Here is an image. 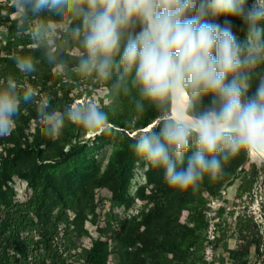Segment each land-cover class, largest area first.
Returning a JSON list of instances; mask_svg holds the SVG:
<instances>
[{"label":"clouds","instance_id":"clouds-1","mask_svg":"<svg viewBox=\"0 0 264 264\" xmlns=\"http://www.w3.org/2000/svg\"><path fill=\"white\" fill-rule=\"evenodd\" d=\"M12 7L39 52L13 58L20 73L42 64L108 84L135 112L159 115L156 129L131 147L170 188L195 192L241 153L264 158V0L251 7L248 0H12ZM218 17L240 19L245 39ZM73 45L70 65L63 50ZM37 95L15 79L0 82V137L12 134L22 105ZM37 118L55 138L66 124L107 132L110 110L85 102Z\"/></svg>","mask_w":264,"mask_h":264},{"label":"trees","instance_id":"trees-1","mask_svg":"<svg viewBox=\"0 0 264 264\" xmlns=\"http://www.w3.org/2000/svg\"><path fill=\"white\" fill-rule=\"evenodd\" d=\"M10 2L0 0V26L16 24L1 13ZM232 25L246 37V27L240 19L236 18ZM37 49L19 53L0 50V82L12 78L20 87L32 86L38 92L33 103L22 105L12 134L0 137V264L65 263L55 246L61 228L71 264H110L111 245L119 251L116 264H205L203 253L196 257L193 250L203 246L200 231L206 227V201L221 196V191L238 178V198L244 193L252 194L261 170L250 162V155L241 153L231 159L214 180L205 176L195 192L170 188L163 171L148 165L145 183L131 197L128 189L140 159L131 145L143 130L150 126L151 130L156 129L159 115L151 109L143 114L135 112L127 98L114 99L110 95L108 84L75 79L71 73L50 71L42 64L30 76L20 73L13 58L38 57ZM76 52L75 45L63 50L70 65L75 62ZM101 88H105L107 96L99 95ZM83 92L97 100L98 106L110 110L109 130L98 135L102 142L111 141L113 145L104 170L87 162L74 168L73 160L86 147L81 143L80 127L66 124L62 134L55 138L40 131L38 113L59 117ZM14 184L24 187L21 195ZM135 198L141 205L140 211L132 215L115 212L112 220L117 229L109 239L104 238L101 211L105 203L130 207ZM88 223H92L94 230L87 228ZM236 226L241 244L236 248L225 244L229 259L233 264H250L249 256L255 253L264 264V222L262 233L261 225L253 219L246 222L239 217ZM224 236L225 233L217 242Z\"/></svg>","mask_w":264,"mask_h":264},{"label":"rangeland","instance_id":"rangeland-1","mask_svg":"<svg viewBox=\"0 0 264 264\" xmlns=\"http://www.w3.org/2000/svg\"><path fill=\"white\" fill-rule=\"evenodd\" d=\"M254 3V0H248V7H251ZM5 4V3H4ZM2 15H8L11 21H15L16 24L10 25L8 23L6 25L0 26V50L6 52L10 49L19 53L26 49H36L38 48L37 44H35L29 33L27 31L21 30L17 26V16L12 7V0L9 4H6L3 10L1 11ZM225 19L229 20L232 23L235 21V17H218L216 21H224ZM232 30L234 34L240 40H244L245 37L241 34L240 30H238L235 26L232 25ZM56 72H60L57 69H52ZM75 79H81L74 75ZM98 92L104 96L108 95V92L104 89H99ZM106 101H110L108 97H106ZM85 102H95L98 104V101L92 100L88 97L85 92L77 99L72 105L83 104ZM143 130L141 133L151 130V128ZM83 136L81 139L82 144H86V147L82 150L81 153L73 160L72 164L75 169L78 168V164L81 162L94 163L96 166H99L102 170L107 166L112 151L113 145L112 142H102L98 135L102 131H89L82 129ZM135 134V133H133ZM250 162L255 163L257 168L261 170V175L256 182L255 188L251 195L248 193H244L242 197L238 198V188L241 183V179L238 178L232 186L226 187L221 191V196L208 198L205 206V219H206V227L201 229L200 233L203 237V246L199 249H194L193 253L196 257H200L202 253H204L205 243L207 239V232L210 223V209L214 206L219 207V219L213 220V222L218 221L217 229L219 236L217 239L225 233L224 238L220 241H216L215 247V259L211 264H233V262L229 259L228 253L225 250V244L229 248H236L241 244L239 231L237 229L236 223L239 217L245 218L246 222L249 219H253L254 222L261 225V233L262 223L264 222L262 218V209L264 207V158H258L255 154L250 155ZM148 168V164L143 160L139 159L136 164L134 170V178L131 182V185L128 189V195L134 197L136 189L145 183L146 177V169ZM18 189L19 194L21 195L24 192V187L20 184H14ZM222 205V206H220ZM220 207L223 210L220 211ZM141 209V205L137 198L134 199V203L130 207H126L125 205L114 204L111 201H107L103 206L101 211V226L104 227V238L109 239L112 232L117 229L115 223L112 220V216L115 212H120L127 215H132L133 213L139 212ZM70 216L73 218L74 213L72 211L69 212ZM87 228L91 231L94 230V226L92 223H88ZM253 229V227H252ZM65 239V237H64ZM69 242V237L67 239ZM110 264H116L120 258L119 251L115 245H111V257ZM204 260V257H203ZM250 264H261L262 261L258 260V257L255 253H252L249 256ZM205 264H208L205 262Z\"/></svg>","mask_w":264,"mask_h":264},{"label":"built area","instance_id":"built-area-1","mask_svg":"<svg viewBox=\"0 0 264 264\" xmlns=\"http://www.w3.org/2000/svg\"><path fill=\"white\" fill-rule=\"evenodd\" d=\"M209 213L211 214L210 220L212 222L210 223L209 228H208L203 257H204L205 262H207L208 264H211L215 259L216 241H217V236H219V233H218L219 231L217 229L218 221L213 222V220L219 219V207L218 206L212 207ZM64 237H65V233L63 231V228H61L59 236L55 240V246L57 247L62 257L65 259V263H60V264H71L72 259L69 254V251L67 250L66 241L64 240Z\"/></svg>","mask_w":264,"mask_h":264},{"label":"water","instance_id":"water-1","mask_svg":"<svg viewBox=\"0 0 264 264\" xmlns=\"http://www.w3.org/2000/svg\"><path fill=\"white\" fill-rule=\"evenodd\" d=\"M151 127H152V126H150L149 129H150ZM149 129H148V130H149Z\"/></svg>","mask_w":264,"mask_h":264}]
</instances>
